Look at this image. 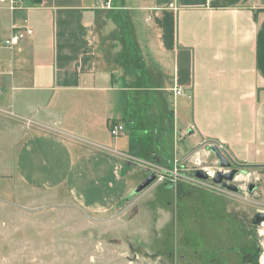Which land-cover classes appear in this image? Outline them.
<instances>
[{
  "label": "crops",
  "instance_id": "crops-1",
  "mask_svg": "<svg viewBox=\"0 0 264 264\" xmlns=\"http://www.w3.org/2000/svg\"><path fill=\"white\" fill-rule=\"evenodd\" d=\"M113 3L22 0L9 9L5 38L15 25L34 34L0 45L9 51L0 52V87L44 127L16 152L19 179L63 188L88 212H111L134 188L119 144L126 120L155 131L153 142L158 132L173 140L172 124L182 151L189 137L264 166V0ZM111 122L124 125L122 135L110 134Z\"/></svg>",
  "mask_w": 264,
  "mask_h": 264
},
{
  "label": "rangeland",
  "instance_id": "rangeland-1",
  "mask_svg": "<svg viewBox=\"0 0 264 264\" xmlns=\"http://www.w3.org/2000/svg\"><path fill=\"white\" fill-rule=\"evenodd\" d=\"M12 5V0H0L1 46ZM10 100L6 85L1 86L0 264H262L264 222L252 219L264 212V166L229 157L240 168L234 181L240 190L225 189L211 176L194 175L197 169L213 175L221 169L209 142L196 146L185 137L182 151L172 124L173 140L158 132L153 142L155 131L133 129L126 120L127 134L121 133L119 144L128 154L125 166L134 188L111 212L94 214L63 188L31 187L19 179L16 152L34 129L44 127L21 109L15 111ZM152 174L155 181L135 193Z\"/></svg>",
  "mask_w": 264,
  "mask_h": 264
},
{
  "label": "water",
  "instance_id": "water-1",
  "mask_svg": "<svg viewBox=\"0 0 264 264\" xmlns=\"http://www.w3.org/2000/svg\"><path fill=\"white\" fill-rule=\"evenodd\" d=\"M209 148L216 154L218 157L219 163L223 168H231L232 162L229 156L218 146V145H210ZM238 170L233 169L229 172L224 171H217L213 176V181L215 183H221L223 182L224 186H226L229 190L232 191H238V186L235 184H227V181H232L234 179V176L237 174ZM194 175L200 179H209L210 174L205 171L204 169H197L194 172ZM156 179V175L152 174L149 177H147L143 182H141L135 189V193H140L144 189H146L150 184H152ZM255 185L251 184L249 186L250 192H253L255 189ZM254 224H261L264 222V212H258L254 215L252 219Z\"/></svg>",
  "mask_w": 264,
  "mask_h": 264
},
{
  "label": "built area",
  "instance_id": "built-area-1",
  "mask_svg": "<svg viewBox=\"0 0 264 264\" xmlns=\"http://www.w3.org/2000/svg\"><path fill=\"white\" fill-rule=\"evenodd\" d=\"M102 8H114V0H99ZM12 11H16L22 8V0H12ZM34 34V30L27 24L21 26L15 25L12 33L3 40V45L13 48L19 45L26 38L31 37ZM176 92L181 94V90L177 89ZM110 134L113 137H118L124 131V125L122 123H110ZM213 176V175H212ZM211 176V177H212Z\"/></svg>",
  "mask_w": 264,
  "mask_h": 264
},
{
  "label": "flooded vegetation",
  "instance_id": "flooded-vegetation-1",
  "mask_svg": "<svg viewBox=\"0 0 264 264\" xmlns=\"http://www.w3.org/2000/svg\"><path fill=\"white\" fill-rule=\"evenodd\" d=\"M231 162H232V160H231ZM234 163L232 162V165H233ZM236 165V164H235ZM234 165V167L233 166H231V168H225V169H223V167L220 165V168L221 169H219L218 171H224L225 173L226 172H229L230 170H233V169H236V170H238V172H237V174L234 176V179L232 180V181H227V184H235L236 186H238V184H236L234 181L236 180V178H237V176H238V174H239V167L236 165L235 166ZM163 172H165V171H163ZM208 172V171H207ZM209 173V172H208ZM217 184H219V185H221L223 188H225V189H228L226 186H224V184H223V182H221V183H217ZM167 185H168V182H165V186L167 187ZM173 187V186H172ZM238 188H239V186H238ZM240 190V188L238 189V191ZM237 192V191H236Z\"/></svg>",
  "mask_w": 264,
  "mask_h": 264
},
{
  "label": "bare ground",
  "instance_id": "bare-ground-1",
  "mask_svg": "<svg viewBox=\"0 0 264 264\" xmlns=\"http://www.w3.org/2000/svg\"><path fill=\"white\" fill-rule=\"evenodd\" d=\"M210 174L213 175L212 172H210ZM262 264H264V256L262 257Z\"/></svg>",
  "mask_w": 264,
  "mask_h": 264
},
{
  "label": "trees",
  "instance_id": "trees-1",
  "mask_svg": "<svg viewBox=\"0 0 264 264\" xmlns=\"http://www.w3.org/2000/svg\"><path fill=\"white\" fill-rule=\"evenodd\" d=\"M258 253H259V250L256 252V254H258ZM256 254H255V255H256Z\"/></svg>",
  "mask_w": 264,
  "mask_h": 264
}]
</instances>
